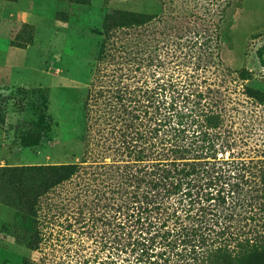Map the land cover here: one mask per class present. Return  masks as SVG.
Masks as SVG:
<instances>
[{
	"label": "trees",
	"instance_id": "1",
	"mask_svg": "<svg viewBox=\"0 0 264 264\" xmlns=\"http://www.w3.org/2000/svg\"><path fill=\"white\" fill-rule=\"evenodd\" d=\"M121 18L131 25L147 20L143 13ZM199 43L174 54L182 81H147L157 68L163 74L172 70L171 80L177 67L158 58L152 69V55L142 57L140 50L133 52L130 67L114 68L126 70L122 77L134 81H95L100 90L108 83L117 93L102 114L117 131L109 147L116 155L111 162L96 156L0 166V199L32 218L33 229L25 235L30 248L41 251L54 234L49 226L65 224L64 216L65 264H92L81 248L84 234L74 235L76 225L86 236L99 238L101 250L109 249V264H264V157L247 159L236 149L232 99L211 83L197 81L211 53ZM108 44L104 40L99 60L113 48ZM259 56L264 64V45ZM103 69L97 80L108 75ZM239 72L248 78L251 71ZM19 90L37 99L40 118L20 136L24 146H36L52 130L43 114L46 95L42 89ZM248 92L258 99L264 95L253 88ZM40 256L24 264L44 263Z\"/></svg>",
	"mask_w": 264,
	"mask_h": 264
},
{
	"label": "rangeland",
	"instance_id": "2",
	"mask_svg": "<svg viewBox=\"0 0 264 264\" xmlns=\"http://www.w3.org/2000/svg\"><path fill=\"white\" fill-rule=\"evenodd\" d=\"M125 13H143L147 20L127 24L121 20ZM106 39L113 48L99 60ZM195 41L211 51L207 70L197 81L211 83L232 99L229 113L236 149L247 159H262L264 95L255 98L248 89L264 94L259 56L264 0H0V114L5 119L0 123V166L80 162L86 157L92 161L96 156L111 162L116 155L109 147L117 131L105 124L107 115L102 114L117 93L107 84L121 78L134 81L122 77L126 70L114 68L130 67L133 52L140 50L142 57L152 55V69L158 58L177 67L171 80L172 70L163 74V68H157L147 81H182L174 54L192 50ZM123 45L125 51H118ZM103 67L108 75L97 80ZM243 69L251 71L248 78L240 75ZM95 81L109 82L100 90ZM20 87L42 89L46 95L43 114L52 121V130L36 146H24L20 136L41 113L35 93L25 95ZM61 219L66 224L64 216ZM65 224L49 226L54 234L48 233L37 252L25 241L26 231L33 229L32 218L0 199V264H24L40 255L42 264H65ZM75 229V237L84 234L81 248L91 255L92 264L113 260L109 249L101 250L99 238L86 236L79 225Z\"/></svg>",
	"mask_w": 264,
	"mask_h": 264
}]
</instances>
